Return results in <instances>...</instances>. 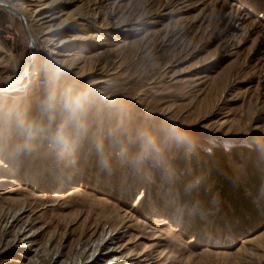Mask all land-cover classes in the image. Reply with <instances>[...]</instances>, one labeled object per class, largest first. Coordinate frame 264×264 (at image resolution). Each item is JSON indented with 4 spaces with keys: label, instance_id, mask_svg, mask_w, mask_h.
Returning <instances> with one entry per match:
<instances>
[{
    "label": "rangeland",
    "instance_id": "rangeland-1",
    "mask_svg": "<svg viewBox=\"0 0 264 264\" xmlns=\"http://www.w3.org/2000/svg\"><path fill=\"white\" fill-rule=\"evenodd\" d=\"M6 1L35 53L7 88L29 41L0 6V223L21 209L0 264H30L29 246L60 264L109 229L91 264H264V213L176 188L192 152L219 147L241 183L264 145V0Z\"/></svg>",
    "mask_w": 264,
    "mask_h": 264
},
{
    "label": "trees",
    "instance_id": "trees-1",
    "mask_svg": "<svg viewBox=\"0 0 264 264\" xmlns=\"http://www.w3.org/2000/svg\"><path fill=\"white\" fill-rule=\"evenodd\" d=\"M245 152H247L246 154L249 155L251 160L247 163V179L245 181H241L240 183L237 179L235 180L233 173L224 164L225 153L222 149L216 147L210 152L203 150L192 152L190 154V163L185 157L180 159L179 163L185 170L176 180V188L178 190L184 189L186 185H189V191L192 192L195 186H200L203 189L206 185H209L208 189L200 197L197 196V207L199 210H202L208 205L217 185V189L219 188L224 194H227L222 198L225 200L229 199V201H232L233 206H235L229 214L239 215L240 210L243 209V214L244 211L250 210L252 217H258L259 212L264 213V145L245 148ZM187 164L189 165L187 166ZM195 176H198L200 179L198 183L193 182ZM244 190L249 192V196L258 198L260 206L255 208L249 197L243 195ZM181 193L183 194V192ZM220 212L223 211L221 210ZM241 217L243 218V216ZM260 224L264 225V219L261 220Z\"/></svg>",
    "mask_w": 264,
    "mask_h": 264
},
{
    "label": "bare ground",
    "instance_id": "bare-ground-1",
    "mask_svg": "<svg viewBox=\"0 0 264 264\" xmlns=\"http://www.w3.org/2000/svg\"><path fill=\"white\" fill-rule=\"evenodd\" d=\"M3 4L8 5L6 0H0V6H2ZM16 14H18V16H22L25 20V24L27 23L26 18L20 13V11L18 12V10L13 9L12 7H10ZM41 9V8H40ZM39 10V9H38ZM38 10L34 11L35 16H37V19L35 20V22H39V24L45 23L47 21V19H49V16H45L42 13H40ZM38 11V12H36ZM15 14V15H16ZM17 16V15H16ZM46 20V21H45ZM26 34L30 37V39L32 40L33 44V36L30 32L29 27L26 24ZM35 49V47H34ZM35 53V52H34ZM33 53V56H34ZM30 65V64H29ZM29 67V66H28ZM31 69L27 70L26 72L23 73L22 76H26L29 75L31 73ZM56 72V71H54ZM64 76V80H65ZM22 88L21 84H16L14 88ZM3 88L2 85L0 84V89ZM43 137H47L45 134L42 135ZM4 165V164H3ZM5 166V165H4ZM3 166V167H4ZM6 167V166H5ZM7 180V179H6ZM8 181V180H7ZM21 210V209H20ZM20 210H17L15 212H13V214L10 216V220H6L3 223H0V235L1 236H5L6 234H8V228L10 226L13 225V222L18 221L19 220V216L17 214H19ZM10 222V226L8 227V224ZM27 221H25V223L18 227L17 229V233L20 234L21 232L25 233V229L29 224H26ZM8 227V228H7ZM30 229H28L29 231ZM115 229H109V230H103L101 231V233L99 234V236H97L94 239H90L89 241H86V243L84 244V246L82 248L79 249L78 255L74 256L73 258L69 259V260H65L63 263L60 264H91V262H94L95 260H98L101 255L100 252L104 251L103 253L109 255L112 251H114V246H113V240H114V236H112V232H114ZM24 235V234H23ZM28 234H25L24 237H26ZM33 241V240H32ZM31 241H29L30 243ZM27 251H32L34 252L33 257L30 259V264H42V252L39 253L38 248H32V246H29V248L26 249ZM61 252L60 251H55L53 253L52 256H50L47 260V262L43 263V264H57L59 263V258L61 257ZM63 257V256H62ZM98 258V259H97ZM66 259V258H65ZM109 260V259H108Z\"/></svg>",
    "mask_w": 264,
    "mask_h": 264
},
{
    "label": "water",
    "instance_id": "water-1",
    "mask_svg": "<svg viewBox=\"0 0 264 264\" xmlns=\"http://www.w3.org/2000/svg\"><path fill=\"white\" fill-rule=\"evenodd\" d=\"M3 8L7 9L9 12L13 13V14H16L11 8L9 5H6V4H3L2 5ZM18 16V14H16ZM19 17V20L23 26V29L25 31V33L27 32L26 30V24H25V20L24 18L20 15L18 16ZM27 35V34H26ZM28 37V41H29V53H28V56L26 57L25 59V63H24V66L21 70V72L19 73V75L11 82H8L5 86L7 88H11L13 87L16 83H19L20 79L23 77V73L26 72L32 58H33V53L35 52V49H34V44L32 42V40L30 39V37L27 35ZM43 65H44V62H43V59H42V68H43Z\"/></svg>",
    "mask_w": 264,
    "mask_h": 264
}]
</instances>
